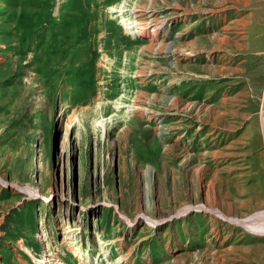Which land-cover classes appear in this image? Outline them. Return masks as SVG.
I'll use <instances>...</instances> for the list:
<instances>
[{
  "label": "rangeland",
  "instance_id": "rangeland-1",
  "mask_svg": "<svg viewBox=\"0 0 264 264\" xmlns=\"http://www.w3.org/2000/svg\"><path fill=\"white\" fill-rule=\"evenodd\" d=\"M263 124L264 0H0V264H264Z\"/></svg>",
  "mask_w": 264,
  "mask_h": 264
},
{
  "label": "bare ground",
  "instance_id": "bare-ground-1",
  "mask_svg": "<svg viewBox=\"0 0 264 264\" xmlns=\"http://www.w3.org/2000/svg\"><path fill=\"white\" fill-rule=\"evenodd\" d=\"M123 22H124V24L122 23V25H124L127 29H129L130 33H136L137 32L141 36L146 34L144 29L137 28V26L135 24H133V22H131L127 18H123ZM127 107H128L126 109L127 111L132 110V106L127 105ZM106 123H107V118L100 119L97 121V124H99L103 130H105ZM263 216H264V210H260V211L254 213L248 217H245L243 219H237V218H230V219L236 223L242 224L247 229H249L253 232L264 233V217Z\"/></svg>",
  "mask_w": 264,
  "mask_h": 264
}]
</instances>
